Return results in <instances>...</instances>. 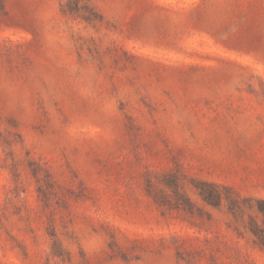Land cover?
<instances>
[{"label": "rangeland", "instance_id": "1", "mask_svg": "<svg viewBox=\"0 0 264 264\" xmlns=\"http://www.w3.org/2000/svg\"><path fill=\"white\" fill-rule=\"evenodd\" d=\"M264 0H0V264H264Z\"/></svg>", "mask_w": 264, "mask_h": 264}, {"label": "trees", "instance_id": "2", "mask_svg": "<svg viewBox=\"0 0 264 264\" xmlns=\"http://www.w3.org/2000/svg\"><path fill=\"white\" fill-rule=\"evenodd\" d=\"M260 210L264 213V202L263 201L260 203Z\"/></svg>", "mask_w": 264, "mask_h": 264}]
</instances>
